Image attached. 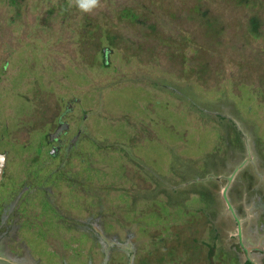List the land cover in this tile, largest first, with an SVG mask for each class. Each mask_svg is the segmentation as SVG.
Wrapping results in <instances>:
<instances>
[{
    "label": "rangeland",
    "instance_id": "374dc122",
    "mask_svg": "<svg viewBox=\"0 0 264 264\" xmlns=\"http://www.w3.org/2000/svg\"><path fill=\"white\" fill-rule=\"evenodd\" d=\"M119 1L105 13L115 17ZM174 2L177 24L164 29L175 57L163 45L154 59L122 43L107 63L80 49L78 19L55 15L39 26L47 4L37 0L13 20L12 7L0 8V213L8 201L21 222L0 234V264H129L118 245L136 252L133 264L146 256L207 264L208 241L218 264H247L250 255L264 264V70L249 53L264 59V37L243 45L250 8ZM195 4L231 24L241 49L210 40ZM122 28L112 30L131 37L132 26ZM122 147L141 167L127 165ZM98 235L111 242L108 254ZM161 250L172 255L156 263Z\"/></svg>",
    "mask_w": 264,
    "mask_h": 264
},
{
    "label": "trees",
    "instance_id": "16d2710c",
    "mask_svg": "<svg viewBox=\"0 0 264 264\" xmlns=\"http://www.w3.org/2000/svg\"><path fill=\"white\" fill-rule=\"evenodd\" d=\"M27 0H0V8L3 6H10L13 8V14H12V20L16 17H20L21 11L25 8V3ZM38 3L47 4L46 8L43 9L41 15L39 16L37 24L39 26H46L47 21L50 18H53L55 15H61L63 18L65 17L70 18L68 16H72V18L78 19V24L80 26L81 31H79L80 37L79 41H83V45L81 46V50L84 52V54H88L89 49L96 50L97 52L101 53H108L110 49H115L116 46H122V43L127 49H131V52L134 51L135 54H138L139 56H148L151 52H155L154 59L160 57V51L162 48V45L165 48V56L170 60L172 59L174 52L170 50V48H175L177 43L175 39H171L167 36H165L166 30L164 29L165 26H169L172 29H174V26L177 24V17L176 14V8L177 3L174 2V0H134L133 2L126 1L124 3L115 4L116 8L115 10V17L110 16V11L108 13H105V10L103 6L109 7L113 6L112 3L113 0H99L98 6L93 8L91 11H82L80 8L77 7L76 0H56V2H52L53 0H37ZM230 2L231 5L238 8V12H240L242 8H250L252 10V14L247 17L245 20V24L240 25V28L242 29L243 33L240 38H243V45L246 47V43H248L250 48H256L252 45V40L249 41V37L251 36L253 39L256 37H264V0H227ZM52 2V3H51ZM171 2H174L171 4ZM168 3V4H167ZM184 4L185 1H182ZM140 6L141 12H137L135 8H138ZM112 8V7H111ZM110 8V10H111ZM182 8V7H179ZM194 10L197 13V18L199 19V23L204 27L205 33L207 34V37H209L210 40H217L218 43H225L226 45L233 46V48L236 50L238 48V45H235L236 41L239 39L237 36H234L231 29V24H225V21H223V17L219 15H212L208 13V11H202L200 5L194 6ZM262 12V13H261ZM206 14V15H205ZM209 14V15H208ZM208 16V18H204ZM262 16V17H261ZM238 16H232V18H237ZM121 23V24H120ZM130 24L132 26V30L130 32L132 33L131 37H126L124 33L121 31H114L112 28H118L123 26V30L126 29L127 24ZM120 24V25H119ZM235 24V23H234ZM237 24H235L236 26ZM92 39V44H89L86 40V38ZM102 39L105 40V43L102 44ZM105 44V45H104ZM174 45V46H172ZM243 49L245 48L242 46ZM105 48L107 50L102 52V49ZM241 49V48H240ZM237 49V50H240ZM101 50V51H99ZM246 51V49H244ZM94 51H92V58L95 56ZM106 53V54H107ZM254 55L252 57V60L256 61L257 63H261V68L264 70L263 62V55H261L258 51H252L249 52ZM108 55V54H107ZM107 59V57H106ZM105 59L106 63L107 60ZM97 61V60H96ZM160 61V60H159ZM102 62L104 63V58L102 59ZM40 95L39 93H37ZM44 96V95H43ZM256 131H253L254 133ZM241 135L247 136L242 132ZM251 133V134H252ZM258 132L254 133V137H256V143H260ZM257 134V135H256ZM50 138V137H49ZM251 139V138H250ZM48 140V139H47ZM264 144V142H262ZM129 149V150H128ZM131 148H125L122 147V155L127 159V165L129 162V165L131 169L134 167H141V163L139 161V158L135 157L132 152H130ZM50 160V159H47ZM68 161L66 160L65 163ZM67 169H62L59 167V174L62 176L63 173L66 172ZM5 171V169H4ZM131 171V170H130ZM73 177H71L72 179ZM73 180V179H72ZM42 195H47L45 192ZM8 201H4L2 204V212L0 213V234L1 237L9 235V232L13 229H18L20 226V221L17 219H12L11 211L5 210L9 206ZM53 209V208H52ZM54 210V209H53ZM57 213V211H56ZM14 214V213H13ZM6 215V216H5ZM58 215V213H57ZM4 216L7 218H11L7 223L3 224V218ZM62 216V214H61ZM60 217V216H59ZM7 226V227H6ZM97 230L101 231L100 227H96ZM92 229L94 231V226H92ZM182 232L184 229H181ZM85 231H88L92 234V231H89L88 228H86ZM177 235H181L176 232ZM102 236L103 233H102ZM102 236H95V239L103 240L106 243V250H104V254H108L112 250V244L111 242L107 243L105 237ZM213 238V235L212 237ZM174 242H177V240H173ZM207 243V242H205ZM237 251H241V243L234 244ZM122 251L124 252L125 256L127 254L126 261H130L129 264H133L132 256L134 255V251H128L125 252V249L122 248V245H118ZM208 249H207V264H218L216 263L214 258L216 254V247L210 245V241L207 243ZM164 248H162L163 250ZM161 250L160 257L155 258V262H159L160 259L167 256L170 257L172 253L168 252L167 254H163ZM240 253V252H239ZM169 254H171L169 256ZM192 255L188 254V257ZM139 258V264H151L149 262V258ZM147 258V259H146ZM172 259V258H171ZM1 260V259H0ZM246 262L250 261L247 259ZM186 263V262H185ZM103 264V263H101ZM174 264H181L180 262L174 261Z\"/></svg>",
    "mask_w": 264,
    "mask_h": 264
},
{
    "label": "clouds",
    "instance_id": "9594fccd",
    "mask_svg": "<svg viewBox=\"0 0 264 264\" xmlns=\"http://www.w3.org/2000/svg\"><path fill=\"white\" fill-rule=\"evenodd\" d=\"M99 0H76L77 7L82 11H91L98 6Z\"/></svg>",
    "mask_w": 264,
    "mask_h": 264
},
{
    "label": "water",
    "instance_id": "95a60500",
    "mask_svg": "<svg viewBox=\"0 0 264 264\" xmlns=\"http://www.w3.org/2000/svg\"><path fill=\"white\" fill-rule=\"evenodd\" d=\"M106 49H104L103 51H105ZM106 53H104V59H106L107 55H105ZM6 152L4 153H0V181L3 177V173H4V169L6 166Z\"/></svg>",
    "mask_w": 264,
    "mask_h": 264
},
{
    "label": "flooded vegetation",
    "instance_id": "af4514ba",
    "mask_svg": "<svg viewBox=\"0 0 264 264\" xmlns=\"http://www.w3.org/2000/svg\"><path fill=\"white\" fill-rule=\"evenodd\" d=\"M57 141H60V139H57ZM58 143H59V142H58ZM247 245H248V244H247ZM247 245H245V248L248 249V250H251L252 246H251V245H248V246L250 247V248H249ZM253 247H255L256 249H259V248H260V245H259V244H255V245H253ZM245 248H244V252H245ZM238 253H239V251H235V254H236L235 259L237 258ZM250 256H251V255H250ZM250 256H247L248 260L250 261V263H249V262H246L247 264H252V263H254V262H253L254 259L251 260V258H253V257L250 258ZM243 262H244V261H243Z\"/></svg>",
    "mask_w": 264,
    "mask_h": 264
}]
</instances>
